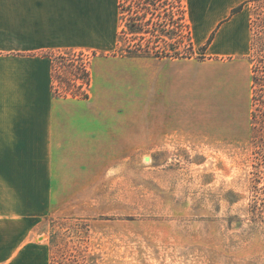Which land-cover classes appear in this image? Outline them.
I'll list each match as a JSON object with an SVG mask.
<instances>
[{
  "label": "crops",
  "instance_id": "crops-1",
  "mask_svg": "<svg viewBox=\"0 0 264 264\" xmlns=\"http://www.w3.org/2000/svg\"><path fill=\"white\" fill-rule=\"evenodd\" d=\"M246 2L186 0L204 58L162 62L154 71L146 58L107 55L118 45L119 0H0V264L51 263L49 244L36 239L59 203L56 191L74 189L81 181L73 175L103 156L106 142L139 132L136 115L106 111L151 109L154 89L176 92L177 109L188 91L237 97L252 89V32L245 9L233 13ZM68 50L105 54L91 64L87 100L53 95V60L45 54Z\"/></svg>",
  "mask_w": 264,
  "mask_h": 264
},
{
  "label": "rangeland",
  "instance_id": "rangeland-1",
  "mask_svg": "<svg viewBox=\"0 0 264 264\" xmlns=\"http://www.w3.org/2000/svg\"><path fill=\"white\" fill-rule=\"evenodd\" d=\"M243 8L252 38L262 36L264 0ZM86 54L92 67L105 57ZM203 58L195 49L191 58L144 60L155 71L162 62ZM251 94L188 91L177 109L176 92L154 89L151 109L106 111L136 115L139 132L106 142L103 156L73 175L81 181L74 189L56 191L59 203L36 239L49 244L51 262L264 264V146L254 142Z\"/></svg>",
  "mask_w": 264,
  "mask_h": 264
},
{
  "label": "trees",
  "instance_id": "trees-1",
  "mask_svg": "<svg viewBox=\"0 0 264 264\" xmlns=\"http://www.w3.org/2000/svg\"><path fill=\"white\" fill-rule=\"evenodd\" d=\"M118 7L120 31L114 56L185 59L195 55L186 0H119ZM242 9L243 5L233 13ZM255 38H252L251 46L255 61L252 66L251 123L254 142L259 141L264 146V33ZM205 49L203 47L201 51ZM45 56L53 60L54 97L89 99L91 58L86 52L57 51ZM51 264H59L54 256Z\"/></svg>",
  "mask_w": 264,
  "mask_h": 264
}]
</instances>
